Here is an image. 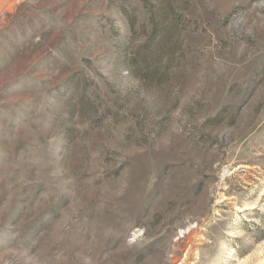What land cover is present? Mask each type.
<instances>
[{"label":"rangeland","instance_id":"obj_1","mask_svg":"<svg viewBox=\"0 0 264 264\" xmlns=\"http://www.w3.org/2000/svg\"><path fill=\"white\" fill-rule=\"evenodd\" d=\"M0 3V264L264 262V0Z\"/></svg>","mask_w":264,"mask_h":264},{"label":"crops","instance_id":"obj_2","mask_svg":"<svg viewBox=\"0 0 264 264\" xmlns=\"http://www.w3.org/2000/svg\"><path fill=\"white\" fill-rule=\"evenodd\" d=\"M226 2L228 4L227 3H222L221 4V10L223 12L227 11V9H229V7H233L236 2L243 3V2H247V0H226ZM236 4H238V3H236Z\"/></svg>","mask_w":264,"mask_h":264},{"label":"bare ground","instance_id":"obj_3","mask_svg":"<svg viewBox=\"0 0 264 264\" xmlns=\"http://www.w3.org/2000/svg\"><path fill=\"white\" fill-rule=\"evenodd\" d=\"M15 2V1H14ZM0 5H1V3H0ZM13 5V4H12ZM11 5V6H12ZM11 8V7H10ZM12 10V9H11ZM10 11V10H9ZM4 24V23H3ZM245 208H240V210L242 211V210H244ZM247 209V208H246ZM260 264H264V262H261Z\"/></svg>","mask_w":264,"mask_h":264}]
</instances>
